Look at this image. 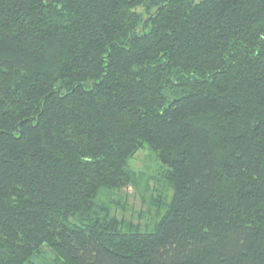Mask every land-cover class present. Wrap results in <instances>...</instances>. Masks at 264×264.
<instances>
[{"label":"trees","instance_id":"1","mask_svg":"<svg viewBox=\"0 0 264 264\" xmlns=\"http://www.w3.org/2000/svg\"><path fill=\"white\" fill-rule=\"evenodd\" d=\"M0 264H264V0H0Z\"/></svg>","mask_w":264,"mask_h":264},{"label":"rangeland","instance_id":"2","mask_svg":"<svg viewBox=\"0 0 264 264\" xmlns=\"http://www.w3.org/2000/svg\"><path fill=\"white\" fill-rule=\"evenodd\" d=\"M131 169L140 177L137 185L129 184L115 192L116 205L111 212L119 218L135 224L146 225L155 218L164 202H169L173 189L163 176L166 167L163 166L155 151L148 145L140 148L129 160ZM151 216L152 219H151Z\"/></svg>","mask_w":264,"mask_h":264}]
</instances>
